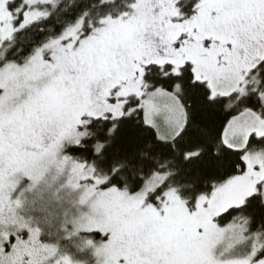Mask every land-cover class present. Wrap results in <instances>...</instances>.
Wrapping results in <instances>:
<instances>
[{"label":"snow or ice","instance_id":"1","mask_svg":"<svg viewBox=\"0 0 264 264\" xmlns=\"http://www.w3.org/2000/svg\"><path fill=\"white\" fill-rule=\"evenodd\" d=\"M0 264H264V0H0Z\"/></svg>","mask_w":264,"mask_h":264}]
</instances>
